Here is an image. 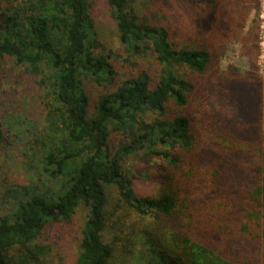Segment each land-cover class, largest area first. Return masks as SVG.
<instances>
[{
    "label": "trees",
    "instance_id": "obj_1",
    "mask_svg": "<svg viewBox=\"0 0 264 264\" xmlns=\"http://www.w3.org/2000/svg\"><path fill=\"white\" fill-rule=\"evenodd\" d=\"M247 1L106 0L115 54L91 0H0V63L33 76L46 104L21 132L29 182L0 190V264H46V233L81 206L72 264H111L132 212L145 220L123 239L132 264H264V81L219 66L231 42L258 53ZM6 133L0 118V149Z\"/></svg>",
    "mask_w": 264,
    "mask_h": 264
},
{
    "label": "rangeland",
    "instance_id": "obj_2",
    "mask_svg": "<svg viewBox=\"0 0 264 264\" xmlns=\"http://www.w3.org/2000/svg\"><path fill=\"white\" fill-rule=\"evenodd\" d=\"M91 1L93 2L92 14L95 18L99 39L108 50L119 54L114 25L106 0ZM246 3L244 30L253 31L254 40L258 42V53L256 56L243 55L241 43L234 41L229 46L226 44L225 50L219 55V66L221 68L233 66L239 71L243 67V71L254 74L262 82L264 81V0H250ZM104 52L107 53V51ZM216 60L218 59L216 58ZM119 61L122 62L120 59ZM120 62L118 64H121L123 68L125 65ZM122 68L121 72L124 73L125 70ZM87 87L92 100H96V94L100 88L90 83H87ZM44 101L43 93L33 76L13 64L9 58L0 63V118L6 126V135L12 141L11 145L4 142L0 149V190L6 189L9 183H28L30 180V174L23 167L24 142L20 137L25 126L30 125L29 128L32 129L44 120L46 111ZM208 105L215 106L212 96ZM126 162L139 165L136 156H130ZM137 189L139 192L156 196L160 193L161 187L157 182L141 181L137 184ZM3 198L0 193V213L2 214L8 208V206L4 207ZM85 215L86 209L81 206L74 222L63 228L56 225L51 228V232L46 233L49 241L53 244L54 252L46 259V264L73 263L78 252L77 234ZM123 220L125 231L122 233L123 237L114 243L115 255L111 264H132L134 262V254L131 255L127 249L124 250L125 241L123 239L131 240L130 233L137 234L145 224V220H142L135 212ZM106 238L107 241H111L110 237Z\"/></svg>",
    "mask_w": 264,
    "mask_h": 264
}]
</instances>
